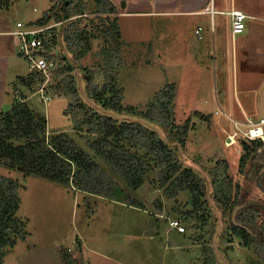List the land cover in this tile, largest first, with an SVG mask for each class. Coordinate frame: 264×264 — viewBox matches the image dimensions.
Wrapping results in <instances>:
<instances>
[{
    "label": "rangeland",
    "instance_id": "374dc122",
    "mask_svg": "<svg viewBox=\"0 0 264 264\" xmlns=\"http://www.w3.org/2000/svg\"><path fill=\"white\" fill-rule=\"evenodd\" d=\"M80 1L86 8L85 14L66 20L69 26L67 30L84 32L81 43L89 44L90 51L83 58L76 59L66 41V48L62 46L59 52L62 55L65 51L70 52V58L75 60L78 68L74 73L84 102L89 98L86 74L96 72L95 84L103 85L102 72L107 68V54H116L119 59L114 69H118L119 82L124 89V111L109 110L103 101L96 102L95 108L114 117L118 124L125 120L146 122L140 113L150 109L164 84L169 83V73L170 79L179 83L180 91L176 104L174 99L173 121L183 125L189 119L187 141L194 137L189 147H185L182 157L184 165L194 168L201 177L206 178L210 188L200 206H193L189 191L175 194L171 181L165 182L166 170L156 168L153 157L144 148L113 137L111 140L115 144L137 154L142 162L151 163L143 185L137 190L129 187L127 181L91 148L101 135L89 131L88 124L78 127L83 117L70 106L72 98L61 96L63 91L56 89L61 79H54L50 83L45 81L39 88L41 79L30 75V65L17 48L20 73L26 77L20 87L11 92L14 95L12 99L9 97L8 103L13 107L23 99L27 100L36 115L41 114L48 120L44 135L46 144L65 134L100 164L101 169L120 186L122 193L119 192L116 199H109L88 194L73 184L63 185L42 176L26 175L19 166L12 168L0 164V179L17 182L20 199L16 215L18 230L11 234L16 244L3 249V264H66L65 252L74 264H264L260 255L264 252V192L258 186V173H262L264 159L256 164L250 162L242 172L240 159L244 151L240 138L234 145L227 144L228 134L237 131L234 121L245 122L246 116H252L249 119L255 121L261 118L256 96L264 81V52L259 54V47H264V39L249 36L248 44L244 48L238 45L240 49L237 53L230 35L231 18L227 15L222 18L217 28L220 31L218 36L222 33L223 43L220 42L219 46L216 38L215 48L213 43L211 47L207 45L202 91L191 95L185 86L187 75L195 67V54L192 55L188 49V37L180 28L185 23H179V17L154 21L157 33L149 39L150 42L140 39L145 41L140 46L134 40L127 47L122 36L115 41L109 34L117 29L121 32L117 14L96 12L97 0ZM57 4L58 0H21L19 6L22 11L18 19L37 22L48 15L50 19L47 25L59 23L51 13ZM128 20L124 19L123 22ZM128 23L123 24L125 33H131V23L142 30L149 21ZM248 23L249 20H246ZM187 24L184 29L195 33L197 24ZM133 31L136 38L130 36L137 39V31ZM57 38L55 44L58 47ZM126 38L127 41L133 40ZM119 49L120 55L116 53ZM192 58L190 67L186 61ZM189 80L193 83L196 81L194 75ZM45 87L51 90L46 93ZM247 87L254 88V97ZM38 88L39 91H36ZM17 96H20L19 99ZM224 101L229 103L225 104ZM218 104L225 105V112ZM130 107L136 108L139 114L129 113ZM4 113L0 112V118ZM197 113L206 118L197 116ZM157 127L159 133L168 136L164 126ZM220 191L228 197L227 207L217 199ZM129 198L135 201L136 206L128 201ZM234 203H239L235 207L249 208L255 217L257 230L261 234L263 232L260 241L246 244L232 230L234 210L231 206ZM176 220L185 227L184 233L171 226L170 222Z\"/></svg>",
    "mask_w": 264,
    "mask_h": 264
},
{
    "label": "trees",
    "instance_id": "16d2710c",
    "mask_svg": "<svg viewBox=\"0 0 264 264\" xmlns=\"http://www.w3.org/2000/svg\"><path fill=\"white\" fill-rule=\"evenodd\" d=\"M85 9L80 0H58V4L51 9L55 20L62 23L60 30L53 29L55 38L58 36V44L66 48L65 42L67 41L76 59L83 58L85 53L90 51V45L81 43L85 36L84 32H68L69 26L65 21L71 20L75 16L84 15ZM96 12L115 15L117 9L109 0H97ZM49 19L47 15L37 21V24L44 25ZM109 34L115 41L121 39L119 29L115 33L109 32ZM116 53L120 55V49ZM70 57V52L65 51V54L59 59V66L49 83L54 79H61L56 84V89L63 91L61 96L72 98L70 106L76 114L82 115L83 119L80 120L78 127L88 124L89 131L101 135V138L91 145L93 151L105 160L115 173L123 177L129 187L137 190L143 185L145 173L151 168V163L142 162L137 154L121 148L111 139L116 137L119 141L139 145L153 157L156 168L166 170L165 182L171 181L170 185L175 188L174 193L189 191L193 206L199 207L202 198L208 193L210 183L206 178L201 177L194 168L184 165L182 157L190 129V120L188 119L183 125H177L173 121L175 84H166L155 97L150 109L140 113L146 122L125 120L118 124L114 117L100 113L94 104L103 101V105L105 104L109 110L124 111L122 104L124 90L119 82L118 69H114L119 57L116 54L112 56L107 54V68L102 72L104 75L103 85L95 84L96 72L91 71L86 74L89 92L86 103L82 99L81 87L74 73L78 66H76L75 60L73 61V58ZM30 75L41 79L39 88L45 82V79L40 75L34 73H30ZM22 80L24 81V78ZM39 88L36 91H39ZM45 88L46 93L51 90L47 89L48 87ZM19 97L17 96L18 99ZM128 112L132 115L139 114L134 107L128 108ZM197 116L205 117L200 113H197ZM157 125L164 126L168 136L164 137L159 133L160 129ZM47 127V118L41 114L36 115L27 100L23 99L18 105L11 106V109L0 118V164L12 168L19 166L26 175L42 176L63 185L73 184L88 194H98L109 199H116L119 192L122 193L120 186L112 180L106 171L101 169L100 164L65 134L46 144L44 135ZM241 144L244 154L240 159V169L243 172L250 162L256 164L259 160L264 159L261 154L256 156L253 154L264 147V141L248 142L243 140ZM258 186L264 192V173L261 171L258 173ZM18 188L17 182L5 178L0 179V264H3L5 256L3 249L16 244L11 234L18 230V219L16 218L20 207ZM217 199L224 207L229 205L228 197L223 192L218 193ZM128 201L136 206L134 200L129 198ZM239 203H234L231 206L234 210L232 230L239 234L246 244L255 239L260 241L262 235L257 230L255 217L251 215L247 206L239 207L240 209L235 207ZM64 258L66 264H74L67 252L64 253Z\"/></svg>",
    "mask_w": 264,
    "mask_h": 264
},
{
    "label": "crops",
    "instance_id": "0c3cea01",
    "mask_svg": "<svg viewBox=\"0 0 264 264\" xmlns=\"http://www.w3.org/2000/svg\"><path fill=\"white\" fill-rule=\"evenodd\" d=\"M21 0H0V112H6L9 110L10 103H8L9 97H13L15 88H19L21 81L26 75H22L20 68V59L17 53V42L13 32L16 29V25L21 21L19 18V13L22 11L20 9L19 3ZM117 9V17L119 19L121 36L122 40L125 42L127 47L134 40L139 43L140 46L145 42L140 39H151L153 34L157 33V29L154 28V21L158 20H173L179 17V23L182 24L180 28L184 31L185 37H188V49L192 52V55L195 54V63L193 64V58L186 61L188 66L192 67V64L195 67H192L191 72L187 75L186 86L188 88V92L193 94H198V92L202 91V77L204 75V67L206 63V54L208 52V46L211 47L213 43V47H216V38L218 41V45L220 46L222 33L217 28L218 22L221 21L225 16H230V12L232 10H241L247 15V20L249 23L246 24L247 33L233 37L230 32L232 42L234 43L233 47L236 48L238 53V45H242L244 48L245 44H248L249 36L264 39V0H109ZM210 6L213 8L214 13L211 14L206 10V8ZM131 18V20H128ZM41 19V18H40ZM38 19V20H40ZM126 19L130 22L149 21L148 25L144 24V28L139 29L134 26V23L130 24L131 33L124 32L123 24H129L128 21L123 22ZM37 20V21H38ZM176 21V20H174ZM30 22H36L30 21ZM28 23V22H24ZM196 23L198 26L195 33L194 31L189 32L184 27L188 26V24ZM137 31L136 38L134 31ZM246 31V30H245ZM126 34V36H125ZM132 37H131V36ZM141 35V37H140ZM168 35V34H163ZM218 36V37H217ZM126 37H130L131 41H127ZM165 37V36H164ZM253 41L255 39H252ZM251 41V40H250ZM249 41V42H250ZM130 42V43H129ZM150 42V41H149ZM191 46V47H190ZM260 52L262 54L264 51V47H259ZM194 49V51H193ZM161 54V51L157 52ZM235 65V64H233ZM184 64L182 65V67ZM234 74H237V69L234 66L233 68ZM189 72V71H188ZM194 75L196 81L193 83L189 79ZM167 80L169 83H174L176 85V96H175V104L178 102L179 95V83L177 81L171 80L169 77V73L167 74ZM166 84H164L165 86ZM264 81L262 82L261 87L257 92V102L259 107V97L260 91L263 88ZM164 86L162 88H164ZM11 88V90H10ZM247 91H249L254 97L255 91L252 87H247ZM124 90V89H123ZM236 97V96H235ZM238 99V97H236ZM152 101V100H151ZM225 104H228V101H224ZM206 104L209 101H205ZM181 106V105H180ZM219 108L222 109L223 112L225 109V105L218 104ZM208 107H205V109ZM210 110V109H209ZM229 110V109H227ZM202 112L207 113L208 111L202 110ZM210 113V112H209ZM226 114V113H225ZM179 115V111H178ZM221 116V114H220ZM247 118H252V116H246ZM226 131V129H225ZM194 137H190L188 139V143L186 142V146L189 147L190 143L193 141ZM186 149V148H185Z\"/></svg>",
    "mask_w": 264,
    "mask_h": 264
},
{
    "label": "built area",
    "instance_id": "2783aa9c",
    "mask_svg": "<svg viewBox=\"0 0 264 264\" xmlns=\"http://www.w3.org/2000/svg\"><path fill=\"white\" fill-rule=\"evenodd\" d=\"M211 14L214 13L212 7L206 8ZM231 16V33L233 37L241 35L246 30L247 15L241 10H232ZM66 22V21H65ZM62 23L53 25L37 24V22H19L13 32L17 42V48L20 55L28 61L31 73L42 76L46 83L54 77V72L59 66L61 55L55 44L53 29ZM46 99V98H45ZM237 131L228 134V145L236 144L237 140L243 141H264V119L260 118L255 121L247 118L245 122L234 121ZM171 226L178 229L180 233L185 232V227L180 226L179 221H171Z\"/></svg>",
    "mask_w": 264,
    "mask_h": 264
},
{
    "label": "water",
    "instance_id": "95a60500",
    "mask_svg": "<svg viewBox=\"0 0 264 264\" xmlns=\"http://www.w3.org/2000/svg\"><path fill=\"white\" fill-rule=\"evenodd\" d=\"M259 110L261 118L264 119V86L261 90L260 97H259ZM262 173H264V168L262 170Z\"/></svg>",
    "mask_w": 264,
    "mask_h": 264
},
{
    "label": "flooded vegetation",
    "instance_id": "af4514ba",
    "mask_svg": "<svg viewBox=\"0 0 264 264\" xmlns=\"http://www.w3.org/2000/svg\"><path fill=\"white\" fill-rule=\"evenodd\" d=\"M263 148V147H262ZM262 148H260V149H262ZM258 150L257 152H253V154L256 156L257 154H261V155H263L264 156V149L263 150ZM243 151H244V149H243ZM242 229V228H241ZM240 229V230H241ZM262 237H263V232H262ZM240 236V235H239ZM241 237V236H240ZM242 238V237H241ZM243 239V238H242ZM256 241V239L255 240H251V241H249V243H251V244H254V243H256L255 242ZM258 241V240H257ZM244 243H245V241H244ZM263 252V251H262ZM260 253V255H262V258L264 259V252L263 253Z\"/></svg>",
    "mask_w": 264,
    "mask_h": 264
}]
</instances>
